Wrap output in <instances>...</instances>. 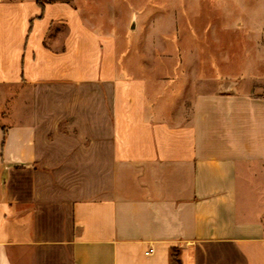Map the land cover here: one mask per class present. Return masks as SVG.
<instances>
[{
  "label": "crops",
  "instance_id": "obj_1",
  "mask_svg": "<svg viewBox=\"0 0 264 264\" xmlns=\"http://www.w3.org/2000/svg\"><path fill=\"white\" fill-rule=\"evenodd\" d=\"M84 6L0 0V264H264V20L161 79Z\"/></svg>",
  "mask_w": 264,
  "mask_h": 264
},
{
  "label": "rangeland",
  "instance_id": "obj_2",
  "mask_svg": "<svg viewBox=\"0 0 264 264\" xmlns=\"http://www.w3.org/2000/svg\"><path fill=\"white\" fill-rule=\"evenodd\" d=\"M82 1L98 27L118 33L120 64H152L161 79L179 74L187 48H199L205 62L215 49L216 58L229 56L241 68L255 48L254 25L264 20V0Z\"/></svg>",
  "mask_w": 264,
  "mask_h": 264
},
{
  "label": "trees",
  "instance_id": "obj_3",
  "mask_svg": "<svg viewBox=\"0 0 264 264\" xmlns=\"http://www.w3.org/2000/svg\"><path fill=\"white\" fill-rule=\"evenodd\" d=\"M39 2L43 3L44 0H38ZM170 264H180V259L178 258L176 253L171 254V263Z\"/></svg>",
  "mask_w": 264,
  "mask_h": 264
},
{
  "label": "built area",
  "instance_id": "obj_4",
  "mask_svg": "<svg viewBox=\"0 0 264 264\" xmlns=\"http://www.w3.org/2000/svg\"><path fill=\"white\" fill-rule=\"evenodd\" d=\"M150 251H148L147 253H149Z\"/></svg>",
  "mask_w": 264,
  "mask_h": 264
}]
</instances>
